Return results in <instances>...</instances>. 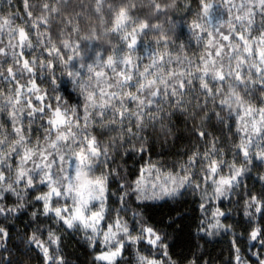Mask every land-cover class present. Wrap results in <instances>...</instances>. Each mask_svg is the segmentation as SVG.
I'll return each instance as SVG.
<instances>
[{
	"label": "snow or ice",
	"instance_id": "obj_1",
	"mask_svg": "<svg viewBox=\"0 0 264 264\" xmlns=\"http://www.w3.org/2000/svg\"><path fill=\"white\" fill-rule=\"evenodd\" d=\"M23 4V16L0 13V79L6 82L0 115L7 117L0 123V216L18 213L29 191H39L40 214L65 230L83 231L90 247H102L95 262L117 264L127 246L143 242L149 254H138L137 264H175L155 228L137 220L138 213H132L131 224L125 219L128 202L199 192L205 213L216 203L208 226L223 227L220 202L243 186L257 162L264 165V0H198L197 11L189 13L193 18L181 21L172 20L177 0ZM182 27L199 45L191 56L183 43L173 49L179 36L169 32ZM145 39L157 46L148 63L138 54ZM57 62L80 97L75 105L64 98L72 94L67 87L64 95H52L62 88ZM45 74L51 92L38 83ZM177 114L193 121L197 144L187 160L172 170L149 163L129 180L119 161L144 154L146 137L157 130L167 135ZM217 125L233 137L230 148L210 138L206 129ZM81 175L90 179L80 184ZM10 195L17 197L11 207L4 203ZM246 208L264 218V197L249 193ZM38 232L28 237L21 255L27 257L34 246L45 264H67L59 251L61 237L49 229L45 241ZM249 235L264 246V229L253 227ZM7 239L0 227V248ZM152 249L168 260L153 257ZM236 253V264H245L239 248ZM253 254L264 264V257ZM0 264L23 260L0 256Z\"/></svg>",
	"mask_w": 264,
	"mask_h": 264
},
{
	"label": "trees",
	"instance_id": "obj_2",
	"mask_svg": "<svg viewBox=\"0 0 264 264\" xmlns=\"http://www.w3.org/2000/svg\"><path fill=\"white\" fill-rule=\"evenodd\" d=\"M177 4L178 6L172 13L173 21H181L184 17L192 19L193 17L189 13L194 14L198 9V0H177ZM23 9V0H0V13L8 14L19 11L23 16ZM160 22H164L163 17H161ZM170 28L171 21L165 24L166 30ZM169 35L179 36V40L173 45V49L183 43L188 55L191 56L194 53L192 49H195L196 52L199 51V45L193 43V38L190 37L186 27L177 29L175 34L170 31ZM156 47L154 42L148 39L143 40L138 47V54L143 57L142 63L146 62V59L148 60L149 54H146V51H152ZM63 51L64 54L69 55L68 50ZM44 57L50 58L47 53H44ZM75 65L78 63L74 62L72 66ZM62 72L63 69L57 62L55 76L57 83L62 85V88L58 92H52V95H64L63 87H67L72 94L70 96L65 95L64 98L69 105H75L80 97L72 90ZM47 79V74L42 75L38 83L40 87L48 88L51 92ZM5 85L6 82L0 79V89H4ZM6 119V116L0 115V123H4ZM200 122V119H197L195 123L199 124ZM192 126L193 121L187 120L185 122L179 114L173 116L171 128L167 135L157 130L153 135L146 137L145 147L147 151L144 154L135 153L131 158L124 157L123 160L119 161L124 174L130 173L129 180L135 179L140 168L146 167L149 163L167 170H172L174 167L178 169V166L183 164L188 155L191 154L192 146L197 144L196 138L191 132ZM206 130L210 133V138L211 136L219 137L220 143L224 145L225 149L231 147L233 137L227 133L226 129L221 132L220 126L217 125L216 127H208ZM107 139L108 137H105V140ZM134 143L139 146V141H134ZM203 144L204 141L199 142V145ZM228 159L231 160V156H228ZM261 177H264V165L257 162L243 178V186L236 190L230 200L220 202L221 211L225 212L226 215L220 217L223 227L218 229H212L208 226L210 213L214 211L216 203L213 202L212 205H208V213H205L200 208L202 198L199 192H192L191 190L178 197L151 200L139 205L133 197L128 202L130 211L125 219L131 224L132 213H138L137 220H143L147 226L155 228L165 238L164 243L167 245L168 257L175 264H192V261H196V264H236L237 248H239L242 262L257 264V256L253 253H259L264 257V246L251 241L249 234L253 227L258 226L264 229V218L256 214L254 210L247 209L246 201L249 193L264 197V179ZM38 194H40L39 191H29L23 201L25 203L23 209L8 217L0 216V227L9 233V239L4 241V247L0 248V256L5 259H22L23 264H45L43 253L39 248L32 246L27 257L22 256L21 253L29 248L28 237L37 232V229H39L37 235L45 241L47 240V233L51 229L61 237L59 251L67 264H99V262H95L94 257L102 250V247L99 245L95 248L90 247L83 231L65 230L60 223L51 221L48 217L40 214L42 213V203L35 200V195ZM16 202L17 197L11 195L4 201L9 207ZM249 211L252 212L251 217L246 215V212ZM34 212L37 213L35 219L33 218ZM209 232L212 234H207ZM151 252L152 256L159 260H168V257H164L157 249H152ZM138 254L148 255L149 246L143 242L135 246H127L122 257L117 259V264H137Z\"/></svg>",
	"mask_w": 264,
	"mask_h": 264
},
{
	"label": "rangeland",
	"instance_id": "obj_3",
	"mask_svg": "<svg viewBox=\"0 0 264 264\" xmlns=\"http://www.w3.org/2000/svg\"><path fill=\"white\" fill-rule=\"evenodd\" d=\"M237 2H238V0H237ZM189 33V32H188ZM189 35H190V33H189ZM190 37H191V35H190ZM192 38V37H191ZM193 43L195 44H197V42L195 41V39L193 38ZM93 47L95 48V47H97V45L94 43L93 44ZM69 51V50H68ZM192 51H194V52H196V50L195 49H192ZM151 51L149 50V51H146V54H149ZM73 53L71 52V51H69V55H72ZM89 57H91V53H90V55H89ZM146 62H144V63H148L149 61L146 59L145 60ZM73 67H78V65H75V66H73ZM82 72H83V70H81ZM64 76V78L65 79H67V81H68V78H67V76L66 75H63ZM46 191H47V189H46ZM100 251H102V250H100ZM98 254V253H97ZM96 254V255H97ZM95 255V256H96Z\"/></svg>",
	"mask_w": 264,
	"mask_h": 264
},
{
	"label": "clouds",
	"instance_id": "obj_4",
	"mask_svg": "<svg viewBox=\"0 0 264 264\" xmlns=\"http://www.w3.org/2000/svg\"><path fill=\"white\" fill-rule=\"evenodd\" d=\"M89 179H90V177H88L87 175H81V176L78 178V182H79L80 184H84V183H86Z\"/></svg>",
	"mask_w": 264,
	"mask_h": 264
}]
</instances>
